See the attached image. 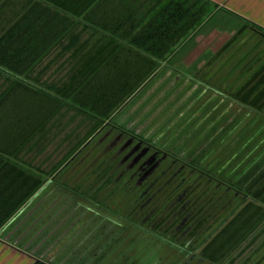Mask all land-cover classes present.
<instances>
[{
    "label": "rangeland",
    "instance_id": "374dc122",
    "mask_svg": "<svg viewBox=\"0 0 264 264\" xmlns=\"http://www.w3.org/2000/svg\"><path fill=\"white\" fill-rule=\"evenodd\" d=\"M148 1L144 0L142 13L153 2ZM211 10L213 7L206 17ZM222 26H227L229 33L238 27L229 19ZM222 42L213 45V50L196 49L182 59L185 48L178 45L117 108L108 110L106 106L113 107L126 91L119 92V96L106 97L97 90L100 84H93L94 89L89 84L87 99L81 93L75 100L85 108L66 109L58 114L55 126L45 132L48 138L37 141L48 161L43 168L48 178H43L42 182H53L30 207L35 208L41 202L40 209L26 210L17 217L10 228L14 232L13 240L0 239L18 246L30 254L31 259L41 258L50 264L175 263L179 255L177 247L170 244V238L134 232L136 224L129 222L128 215L121 211L129 205L124 201L122 204L118 194H113L123 190L120 188L125 182L119 180V174L112 183L107 179L109 170L119 162V156L114 157L119 150L113 143L119 134L114 127L126 123L152 142L166 146L186 142L198 147L203 153L202 166L229 172L236 182H241L247 171L264 167L263 101L258 97L246 98L243 90L244 83L264 62V39L241 34L228 49L214 50L221 47ZM197 55L200 57L192 60ZM85 86L87 88V84ZM102 98L106 99L102 101ZM56 183L61 188H56ZM248 186L251 188V182ZM103 188L107 189L103 191ZM45 208V220L39 221ZM108 215L115 218L117 224L103 218ZM263 219L234 250L213 264H264V226H259ZM216 221L219 223L218 219ZM213 223L214 220L211 226ZM246 224L240 216L224 231ZM26 230L30 232L22 237ZM207 232L208 229H204L199 238ZM215 244L216 240L210 248L214 249ZM199 249L200 246L196 248ZM244 252H251V260ZM194 264L209 263L202 260Z\"/></svg>",
    "mask_w": 264,
    "mask_h": 264
},
{
    "label": "crops",
    "instance_id": "0c3cea01",
    "mask_svg": "<svg viewBox=\"0 0 264 264\" xmlns=\"http://www.w3.org/2000/svg\"><path fill=\"white\" fill-rule=\"evenodd\" d=\"M78 1L0 0V135H5L2 130L15 128L14 125L8 127V120L11 124L18 120L15 125H22L23 130H35L17 151L3 154L1 161L15 165L41 182L43 178H48L46 170L43 169L48 161L47 157H43L44 151L40 149L37 141L42 142L48 138L45 132L55 126L58 114L66 109L85 108V105L75 100L81 93L83 98L87 99L88 85L87 88L83 85L91 81L94 68L105 66L111 60L113 50L126 46V41L118 39L108 29L92 23L91 19H95V15L101 16L102 19L108 18V12L96 13L88 9L81 14H74L72 10L66 11L62 5H56ZM205 1L213 10L179 45V48L182 46L185 48L181 59L196 49L200 51L212 49L220 40L223 41L221 47L214 50L228 49L235 44L236 37L241 34L249 33L264 39V36L250 28L243 29L246 22L264 29V0ZM154 12L150 13L148 18ZM228 19L238 26L234 32L229 33L227 26L221 27ZM224 35L227 37L224 38ZM244 42L242 40L240 43ZM199 57L194 56L192 60ZM263 66L264 62L259 68ZM252 78L253 76L244 83V86L254 82ZM42 115L50 117L39 123ZM13 146L10 142H0L1 152L11 151ZM52 184L50 181L42 182L34 195L17 210L15 219L3 231L0 229V238L7 237L8 241L13 240L14 232L10 228L17 217L22 216L26 210H39L41 202L39 205L35 204V208L30 207ZM58 185L56 183V188H61ZM12 189L8 185H0V193L8 194ZM45 216L46 208L39 221L45 220ZM28 231L30 232L26 230L22 237H25ZM246 257L251 260V252H248ZM35 260L18 246H11L0 239V264H33Z\"/></svg>",
    "mask_w": 264,
    "mask_h": 264
},
{
    "label": "flooded vegetation",
    "instance_id": "af4514ba",
    "mask_svg": "<svg viewBox=\"0 0 264 264\" xmlns=\"http://www.w3.org/2000/svg\"><path fill=\"white\" fill-rule=\"evenodd\" d=\"M123 125L127 128H122ZM114 128L119 132L113 142L119 147L114 156H119V162L109 170L107 179L112 183L119 174V180L125 182L120 188L123 190L113 194H118L122 204L124 201L129 205L121 211L128 215L129 222L136 224L134 232L170 238V244L177 247L179 255L173 264L202 262L204 250L238 217L247 221L244 228L248 226L240 241L264 218V192L256 197V192L264 185V178L253 189L248 186L250 178L257 176L264 167L247 171L243 180L236 182L229 172L202 166L203 153L198 147L186 145V142H172L167 146L152 142L126 123ZM103 218L117 224L112 216ZM217 219L219 223L215 222ZM262 223L264 219L259 226L263 227ZM206 228V235L199 238ZM195 241L196 245L192 246Z\"/></svg>",
    "mask_w": 264,
    "mask_h": 264
},
{
    "label": "trees",
    "instance_id": "16d2710c",
    "mask_svg": "<svg viewBox=\"0 0 264 264\" xmlns=\"http://www.w3.org/2000/svg\"><path fill=\"white\" fill-rule=\"evenodd\" d=\"M164 1L155 0L151 7L143 13L141 11L144 0L141 2L138 0H79L78 3L56 4L65 7L66 11L72 10L74 14H81L88 9L96 13L108 12V18L102 19L101 16L95 15V19H91L92 23L108 29L118 39L126 41V46L111 52V60L105 66L94 68V75L87 84H92L90 88L94 87L93 84H100L101 86L97 90L102 91L106 97H112L115 94L119 96V92L126 91L127 94L119 97L113 107L111 104L106 106L108 110L117 108L124 98L152 75L157 63L165 59L175 47L192 34L209 13L210 5L205 0ZM74 6L76 8H73ZM152 12L154 13L148 18ZM246 28L264 36V29L255 24L246 22V27L243 29ZM101 79H103L102 82ZM252 80L255 81L249 82L243 87L245 96L250 99L255 97L262 99L261 106H264V66L253 75ZM255 91L257 95H253ZM96 98L100 104L99 96ZM105 99L102 98V101ZM49 117L50 115H42L39 123ZM16 121L18 122V120H15V124ZM15 124H11L8 120V127L11 128L14 125L15 128L2 130L5 135H0V142H10L14 145L13 149L8 152H1L0 149V185H8L13 188L8 194L0 193V229L12 219L17 210L34 195L42 184L41 180L26 174L15 165L1 161L3 154H12L13 151H17L35 132L34 129L23 130L21 129L22 125ZM263 178L264 168L257 176L250 178L251 188L249 189H253ZM247 179L248 176H245V180ZM263 192L264 185L261 190L256 192V197ZM247 230L248 226L246 228L242 226L239 229L233 228L230 231H224L222 238L216 239L217 244L213 246L214 249L210 248L213 243L211 242L204 250V260L213 264L222 259L238 244ZM205 255H209V257ZM33 264L50 263L37 258Z\"/></svg>",
    "mask_w": 264,
    "mask_h": 264
},
{
    "label": "water",
    "instance_id": "95a60500",
    "mask_svg": "<svg viewBox=\"0 0 264 264\" xmlns=\"http://www.w3.org/2000/svg\"><path fill=\"white\" fill-rule=\"evenodd\" d=\"M25 208V207H24ZM21 212V211H20ZM20 212H18V213H20ZM17 216V214L6 224V226H4V228H2V230L1 231H3L6 227H7V225L13 220V219H15V217ZM0 231V232H1Z\"/></svg>",
    "mask_w": 264,
    "mask_h": 264
}]
</instances>
